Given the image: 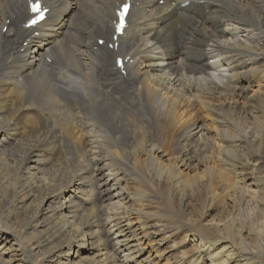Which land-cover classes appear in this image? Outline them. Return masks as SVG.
I'll use <instances>...</instances> for the list:
<instances>
[{"label":"bare ground","instance_id":"bare-ground-1","mask_svg":"<svg viewBox=\"0 0 264 264\" xmlns=\"http://www.w3.org/2000/svg\"><path fill=\"white\" fill-rule=\"evenodd\" d=\"M30 1L0 0V264H150L165 230L264 264V0H133L117 48L125 0Z\"/></svg>","mask_w":264,"mask_h":264},{"label":"rangeland","instance_id":"rangeland-1","mask_svg":"<svg viewBox=\"0 0 264 264\" xmlns=\"http://www.w3.org/2000/svg\"><path fill=\"white\" fill-rule=\"evenodd\" d=\"M161 4H163V1L161 2ZM255 80H257V79H255ZM255 84H259V83H255ZM256 86L257 85H255V87H254L255 89H256ZM261 86H264V83L261 84ZM249 93H251V92H249ZM181 115L185 116V118H187L186 111H184V109H182ZM200 115H202L200 117V120L206 121L209 124L211 130L215 131L216 125L213 123V121H211L210 114H208L207 112L201 111ZM47 206H48V203L46 204L45 207H47ZM150 210H153V209H150ZM142 221L143 220L136 221L135 225L137 227H140V223ZM165 231H163L162 233H165ZM162 233L158 234L156 236V238H148V239L142 238V240L144 242L143 246H146L147 248H149L148 250L152 252L153 256H157L156 260L154 259V261H150L149 263L150 264H177V262L180 259L181 250H182L181 249L182 245L179 242L180 238L177 236H173L170 239H167L165 241L160 242L159 240L162 237L161 236ZM153 239H156V241ZM151 247H153V250L151 249ZM85 249H87V247ZM154 249L156 251L157 250L158 251L156 252V251H154ZM86 253H87V251H86Z\"/></svg>","mask_w":264,"mask_h":264},{"label":"snow or ice","instance_id":"snow-or-ice-1","mask_svg":"<svg viewBox=\"0 0 264 264\" xmlns=\"http://www.w3.org/2000/svg\"><path fill=\"white\" fill-rule=\"evenodd\" d=\"M32 11L38 13L40 19L43 18V12L41 11V6H40L39 3H36V4L32 5ZM124 11L125 12L127 11V6H125ZM120 15L123 18L124 12H121ZM32 22L35 23L36 21L33 20ZM122 27H123V23H121V25L118 27V30L121 29Z\"/></svg>","mask_w":264,"mask_h":264}]
</instances>
